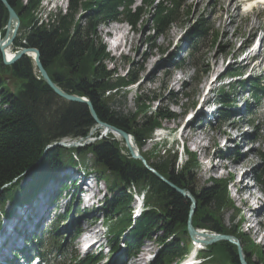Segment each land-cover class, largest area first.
Returning a JSON list of instances; mask_svg holds the SVG:
<instances>
[{
	"label": "trees",
	"instance_id": "1",
	"mask_svg": "<svg viewBox=\"0 0 264 264\" xmlns=\"http://www.w3.org/2000/svg\"><path fill=\"white\" fill-rule=\"evenodd\" d=\"M7 2L20 22L12 50L36 48L42 66L57 86L69 94L86 97L99 120L131 135L148 165L170 183L188 191L196 206L190 215V201L132 158L127 149L123 153L119 142L110 133L82 147L47 149L48 145L63 139L86 140L96 122L86 105L66 101L55 94L38 75L30 57L23 55L13 64L5 65L0 55V211L9 203L8 214H11L14 205L28 201L49 176L66 166L78 165L76 159H81L86 169L84 158L89 155L92 170L110 193L102 208L108 230L106 240L111 251H116L123 239V255L136 254L144 240L155 236L159 248L150 264H172L188 249L187 225L190 219L195 229L234 236L242 246L247 264H261L252 261L251 255L255 252L264 261V251L253 245L240 227L223 224L224 212L233 206L225 179L213 178L208 184L193 189L192 179L198 170L193 152L185 149L186 160L179 165L177 154L171 150H163L162 154L155 149L150 154L142 151L151 139L154 127L160 126L163 120L173 119L175 113L160 107L147 112L148 102L158 101L154 96L147 101L138 97L133 112L116 109L125 98L120 94L116 99L118 90L137 83V78L131 73L126 77L114 76L105 67L104 62L111 58L98 28L115 21L135 28L145 14L153 34L158 37L173 22L187 18L189 10L184 0H140L137 6L135 0H67L64 10L57 8L46 13L41 12V0ZM7 17V10L0 2V37L4 35ZM209 33L214 45L219 33L203 19L194 21L188 32L191 41L188 58L197 56L203 61L197 45ZM183 64L182 60L176 65ZM235 70L232 68L227 74L239 72ZM249 85L252 86L253 100L258 101V90L262 87L256 80L250 81ZM232 90V87H221L216 97L222 104L233 105ZM230 113L228 108L219 111L218 127L221 119ZM100 132L97 129L91 136L98 137ZM258 156L261 165L255 179L264 191V151L258 152ZM25 178L28 180L21 184ZM130 187L144 193L145 208L135 220H131L129 212ZM126 228L128 231L120 239ZM56 229L53 227V231ZM54 247L61 253L62 244ZM199 257L204 259L203 264H240L236 247L227 241L205 246ZM99 258L98 255L79 258L73 254L60 264H96Z\"/></svg>",
	"mask_w": 264,
	"mask_h": 264
},
{
	"label": "rangeland",
	"instance_id": "2",
	"mask_svg": "<svg viewBox=\"0 0 264 264\" xmlns=\"http://www.w3.org/2000/svg\"><path fill=\"white\" fill-rule=\"evenodd\" d=\"M248 1L251 0H184V5L189 10L187 18H181L173 22L165 33L158 37L153 34L149 18L145 14L135 28L130 27L128 24L118 25L109 23L100 26L98 31L102 43L105 44L106 52H108L111 58L104 62L105 67L114 76L126 77L131 73L137 78V83L118 90L119 94L116 96V99L120 98V94H123L125 98L116 109L124 113L133 112L136 108V99L138 97H142L147 101L154 96L158 101H149L150 106L147 112H152L155 108L160 107L163 110H170L175 113L173 119L163 120L160 127L174 131L172 137L178 141L179 145L186 138L184 140V148L196 155L198 170H196V174L193 176L191 187L197 189L202 185L208 184L213 178L230 180V183H227V191L233 206L224 212L223 224L227 227L232 225L235 228L240 227L249 237L252 244L264 251V217L260 219L258 212H256L257 210L252 211L255 216L249 213L247 207L240 201L238 192L243 185H249L251 192L254 193L253 197L250 198L251 206L259 207L262 202L264 203V193L260 191V186L254 181L256 172L261 165L257 153L264 151V99L253 105V102H251L246 106V110L254 112L253 122L246 125L244 122L250 118L243 117V109H241L243 102L241 97H237V107L235 108L236 111L240 110L239 114L241 115L233 116L228 123L220 128H218L215 119L209 124L203 122L202 118H199L201 115H198L203 105L206 108H208V103L211 106L215 105L212 99L215 98L214 93L217 92L218 87L224 86L225 89L232 87L236 93L240 91L235 83V80L239 79L238 77L235 79L225 78L220 80L218 84L213 83L211 85L213 91L208 94V103L202 102V98L207 97L204 94L206 87L209 86L207 85L209 80L218 75L223 76L225 72L227 73L234 67H240L238 62L244 56V54H240L242 46L250 37L251 28H257L261 24L257 17L260 5H256V9L249 10L251 4L248 5ZM138 4L139 0H135L134 5ZM66 6L67 0H41L40 2L42 13L55 11L57 8L64 10ZM227 6L228 9L226 8ZM198 19H203L212 30L219 33V38L214 45L213 43L211 44V36L207 37L203 45H201L199 53L203 56V61L198 60L197 56L193 59L186 57L188 32L194 21ZM117 27H121L120 29L125 34L124 38H121V35H114L113 29ZM10 49L12 50L13 47L10 46ZM248 51L246 49L244 52L248 53ZM146 52L149 53L147 54ZM177 54H179L180 58H184V67L174 70L173 64L177 60L174 56ZM155 63L159 67L153 77H150V71ZM143 81L144 83L140 85ZM242 96L243 99H246L245 93ZM191 114L195 115L190 119L192 120L191 125H188L190 120L188 121L187 117ZM214 115H217V112H214ZM186 125L191 128L189 127L186 129V132H183ZM235 125L238 127L235 128ZM99 130L103 132L102 129ZM95 131L96 129L91 130V133L94 134ZM193 132L200 134V138L195 142L199 147L190 139ZM254 133L255 135H253ZM225 136L230 141L226 143L228 146L223 147L222 141L226 138ZM254 136L257 137V142H254ZM158 138L152 133L151 139L142 148V151L150 154L155 149L162 154L163 148L161 149L160 145L166 143L157 141ZM115 139L119 142L123 153H125V142L120 136L119 138L115 137ZM241 140L249 141L250 144H243ZM251 140H253V143ZM238 146L240 147L238 148ZM218 152L224 153L227 157L225 159L216 158ZM251 152L253 155H251ZM155 153L153 155H156ZM243 157L244 159H242ZM184 160H186V153L181 155V157L178 154L177 164L181 165ZM239 160H241V163L237 174L229 170V168H216L215 170L211 168L213 164H218L220 161L224 164H230L237 163ZM77 161L81 163L82 160L77 159ZM84 161L86 168H90L93 173L90 183L96 179V185H93L92 192L89 191L88 197L84 193L86 197L80 196L77 201L75 197L72 198L70 208L68 209H74V212L72 211L73 214L66 216L64 222L59 224V238L56 240L60 239L61 241L64 239L63 253L65 255L75 254L83 257L86 254H98L100 258L96 264H108L112 254L108 252L106 234H96L94 229L87 232L86 228H83V224L86 221L95 220L96 225L98 223V227L101 225L100 222L103 220L104 215L102 205L106 198L109 197V192L97 173L92 170L89 155L85 156ZM77 167L83 168L79 165ZM245 171L249 175L246 178H242ZM27 180L28 178H25L21 181V184H24ZM237 180L240 181V184L235 186L234 183ZM94 195L95 197H99L93 200ZM247 195L243 194L242 198L245 199ZM100 198L102 199L99 201L98 199ZM82 201L83 203H81ZM259 201L261 203H258ZM132 204L133 201L130 207H132ZM91 206L94 208V213L91 211ZM9 208L10 206L5 204L3 208L1 207L0 212L4 214V211H8ZM63 210V208H60L57 211L58 213H62ZM258 218L260 220L259 224L256 222ZM71 219L73 220L71 221ZM46 225H48V222ZM249 226H252V228L250 229ZM74 230L76 232L73 233ZM90 234H94V239L99 245L96 244L87 250L86 248L84 249V244L87 242L86 240ZM45 235L47 236V233ZM124 235L125 233L120 236V239ZM1 236L5 240L4 235L1 234ZM155 239V236H151L150 239L144 240L138 255L142 253L144 254L143 257L149 255V259L154 258L159 248ZM54 241L55 239L49 240L50 243L47 242L49 246L45 245V249L50 248ZM52 252L54 254L55 251L52 250ZM251 260L261 264L264 263L255 252L252 253ZM132 261L130 260V262Z\"/></svg>",
	"mask_w": 264,
	"mask_h": 264
},
{
	"label": "water",
	"instance_id": "3",
	"mask_svg": "<svg viewBox=\"0 0 264 264\" xmlns=\"http://www.w3.org/2000/svg\"><path fill=\"white\" fill-rule=\"evenodd\" d=\"M0 2L6 8L7 14H8L7 22H6V25L4 28L5 29L4 35L2 36V38H0V55H1V59H2L3 64H5V65L13 64L23 55L31 57V59L34 62V66H35V69H36L38 75L52 89V91L55 94H57L59 97H61L62 99L66 100V101L81 103V104H84L88 107V110H89L93 120L96 122V126L93 128V130L103 128L104 129L103 130L104 135H106L108 133H112V134H117L118 136H120L121 139H123V141L125 142L126 148L129 151V154L132 158L140 160V162L148 170H150L153 174H155L163 182L168 184L175 192H177L180 195H182L183 197L189 199V201H190V215H191L195 209V206H196V202H195L194 197L188 191H185L184 189H181V188L175 186L174 184L170 183L162 175H160L157 171L152 169L146 163L145 159L142 157V155L139 153V151L136 149V147L133 148V146L130 142V138L132 139L131 135L127 134L126 132H124L121 129L116 128L115 126H112L108 123H105V122L99 120L95 111H94V108H93L91 102L86 97L78 96V95H74V94H69L66 91H64L63 89H61L59 86H57L50 79L46 70L42 66V63H41L40 57H39V52L36 48H33V47L18 48L15 51H13V54L10 58H7L6 50H9L10 46L12 45V42H13L16 34H17L20 22H19L18 15L14 11V9L11 7V5L7 2V0H0ZM90 134H91V132L89 133V135ZM91 141H92V139H90V138H87L83 143H81L80 141H73V140L72 141H65L63 139L59 142H55L51 145H48L46 148L49 149V148H52L55 146L80 147V146H83V145H85ZM187 230L191 236H195L198 233V230H196L192 227L190 219L188 220ZM218 241H227V242L235 245L236 251H237V256L239 259V263L240 264H247V262L245 260L244 252L242 251V248H241L239 242L232 235L214 233V232H208L207 231V232H204V238L202 239L201 242L205 245H209V244H212V243H215Z\"/></svg>",
	"mask_w": 264,
	"mask_h": 264
},
{
	"label": "bare ground",
	"instance_id": "4",
	"mask_svg": "<svg viewBox=\"0 0 264 264\" xmlns=\"http://www.w3.org/2000/svg\"><path fill=\"white\" fill-rule=\"evenodd\" d=\"M227 9H228V6L226 7ZM120 25H122V24H120ZM121 28V27H120ZM120 28H114L113 29V31H114V35L115 36H118V35H121V38H124V32L120 29ZM116 39H117V37H116ZM6 53H7V58H10L11 56H12V54H13V52L12 51H8V50H6ZM147 54L149 53V52H146ZM158 67H159V65L157 64V63H155L153 66H152V69H151V71H150V77L152 76L153 77V75H154V73H155V71L158 69ZM144 83V81L143 82H141V84L140 85H142ZM208 85V84H207ZM202 102H204V103H207V97H205L203 100H202ZM204 112H205V110H204V105L201 107V109L199 110V112H198V115H202V114H204ZM192 122V120H190L189 121V124L188 125H191L190 123ZM188 125H186L185 126V128L183 129V132H186V129L187 128H189L188 127ZM191 128V127H190ZM193 128V127H192ZM102 130H104L103 128H102ZM191 130V129H190ZM188 131V130H187ZM116 138H119V136L117 135V134H113ZM239 136H241V135H239ZM200 138V134L199 133H197V134H195V132H193V134L190 136V139L192 140V142L193 143H195L196 142V140L197 139H199ZM241 141H243L242 143L243 144H246V145H248V144H250L249 143V141H244V140H241ZM130 142H131V144H132V146H133V148H135L136 147V145L134 144V142H133V140L130 138ZM251 142V141H250ZM195 145L197 146V147H199V145H197L196 143H195ZM240 146H238V148H239ZM136 149L138 150V148L136 147ZM236 149V148H235ZM242 159H244V157L242 158ZM241 159V160H242ZM241 160H239L237 163H230V164H224V163H222V161H220V163H218V164H213L212 166H211V168H213L214 170L216 169V168H225V169H228L229 168V170H232V171H234L235 172V174H237V172H238V170H239V167H240V163H241ZM233 162V161H232ZM249 175V173L247 172V171H245V173L243 174V176H242V178L244 177V178H246L247 176ZM242 180V179H241ZM242 181H244V180H242ZM240 184V181L239 180H237L235 183H234V185L235 186H238ZM108 191V190H107ZM239 192V198H240V201L243 203V205H245L246 207H247V211L249 212V213H252L253 214V212L252 211H255V210H257L256 212H258V215H259V218L260 219H262V217H264V203L262 202L261 203V201H259L258 203H261V205L257 208V209H253L252 208V206H251V202H250V198H252L253 197V195H254V193H252L251 192V189H250V186L249 185H243L241 188H240V190L238 191ZM243 194H248L247 195V197L245 198V199H243L242 198V195ZM85 195V194H84ZM83 197V196H82ZM261 200V199H260ZM256 202H257V200H256ZM81 203H83V201L81 202ZM4 215V214H3ZM259 218H258V221H256L258 224H259ZM16 220L18 221V222H20V220H19V218L18 217H16ZM21 222H23V220L21 221ZM250 227V226H249ZM252 228V226L250 227V229ZM108 231V230H107ZM258 231V230H257ZM204 232H207L206 230H198V233L194 236L195 237V240L198 242V243H200L201 241H202V239L204 238ZM1 234H3L4 235V237H5V239L7 238V235H6V230H2V233ZM86 235V234H85ZM91 235V234H90ZM256 235H257V232H256ZM96 244H98V242H96ZM95 244V245H96ZM205 246H207V245H205ZM92 248V247H91ZM143 249H145V248H143ZM143 255L144 254H139L137 257H139V258H142L143 257ZM196 259V258H195ZM200 258H199V254H198V256H197V259L196 260H199ZM135 260V259H134ZM137 260V259H136ZM132 261V262H130V263H132V264H135V263H137L138 261ZM152 260H153V258L152 259H147L146 261L147 262H145L144 264H149V263H151L152 262ZM193 264H201L200 263V261L198 262V263H193Z\"/></svg>",
	"mask_w": 264,
	"mask_h": 264
}]
</instances>
